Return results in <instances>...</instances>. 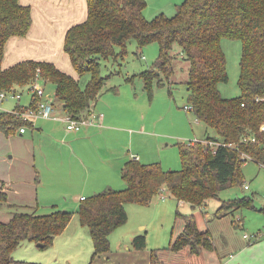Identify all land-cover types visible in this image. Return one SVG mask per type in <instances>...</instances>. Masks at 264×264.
I'll return each instance as SVG.
<instances>
[{"label":"trees","instance_id":"obj_1","mask_svg":"<svg viewBox=\"0 0 264 264\" xmlns=\"http://www.w3.org/2000/svg\"><path fill=\"white\" fill-rule=\"evenodd\" d=\"M86 1V18L68 28L63 44L78 74H90L81 87L78 79L48 60L26 59L7 67L2 65L6 42L12 36L27 34L32 15L29 4L0 0V92L30 85L39 73L43 82L54 84V103L73 117L85 116L108 77L100 72L101 59L124 52L130 39L139 47L156 41L159 52L155 62L138 73L145 92L152 98L154 86L167 85L171 93L169 78L178 45L177 54L189 62L187 102L206 127L203 139L177 142L179 169L165 170L158 161L131 158L120 170L124 188L107 186L81 198L77 212L92 240L88 264H93L96 257L110 252L111 231L128 218L126 203L148 204L164 189L191 208L201 207L219 190L240 181L241 165L247 158L264 162V0H183L176 5L174 15L161 12L151 19L143 14L145 0ZM222 38L238 39L242 45L237 79L240 93L230 97L223 96L218 87L219 82L228 79ZM116 46L120 47L118 53ZM37 99L34 96L29 106H34ZM22 107L25 106L17 104L11 111L0 110V131L10 134L21 125L30 124L15 112ZM5 200L6 194L0 190V202ZM249 203L247 198L237 199L226 201L221 207L231 210ZM10 206V218L0 219V264H41L15 258L13 250L23 240L49 246L73 212L53 206L47 213H37L32 207ZM259 209L264 213V203ZM177 214L182 215L184 225L167 248H186L191 255L204 254L208 258L205 253L217 250L209 230L198 227L193 213ZM219 214L223 215V209ZM131 243L134 249H144L145 234L134 235ZM160 249L150 250L149 264H167Z\"/></svg>","mask_w":264,"mask_h":264},{"label":"crops","instance_id":"obj_2","mask_svg":"<svg viewBox=\"0 0 264 264\" xmlns=\"http://www.w3.org/2000/svg\"><path fill=\"white\" fill-rule=\"evenodd\" d=\"M19 1L31 6L32 24L25 36L8 39L2 65L7 67L26 59L48 60L80 80L84 74H78L63 44L68 28L86 18L87 1ZM87 77L84 86L90 78ZM128 77L117 82L111 79L107 81L106 88L84 114L89 121L77 130L67 129L60 118L37 117L24 132L16 130L4 134L0 131V141L7 139L8 151H11L10 161L5 165L3 162L4 166L0 168V190L6 194V200L2 202L9 206L34 207L64 196L67 202L70 200L74 205H79L81 196H90L107 186L124 188L120 170L124 162L133 156L142 162H153L143 161L146 160L144 140L150 138L155 146L160 147L161 138H188L189 134L183 133L186 121L182 114V110L187 109L176 105L165 86H154L153 96L148 98L149 104L145 108L135 107L132 111L124 108L128 101L135 100L139 93L143 95L145 92L143 82L137 81L141 86L138 92L135 85L137 77L131 80ZM158 96L161 97L162 108L153 109ZM48 97L55 107L54 115L63 118L65 110L54 103L53 95L49 94ZM160 124H164V128ZM131 125L139 126V129H132ZM177 128H180V134L170 132V129ZM134 140L137 144H134ZM69 196L71 199L67 200ZM10 210L12 213L13 208ZM134 235L135 232L129 233L124 241V264H149V252L132 247ZM260 242L234 246L228 254L217 255L218 251L215 250L208 258L204 254L198 257L202 264H264V246ZM100 256L93 260V264L108 263L109 253Z\"/></svg>","mask_w":264,"mask_h":264},{"label":"rangeland","instance_id":"obj_3","mask_svg":"<svg viewBox=\"0 0 264 264\" xmlns=\"http://www.w3.org/2000/svg\"><path fill=\"white\" fill-rule=\"evenodd\" d=\"M145 1L146 5L143 9V14L147 19H151L161 12L168 16L174 15L176 5L183 0ZM221 45L226 55L228 79L227 81L219 82L218 87L223 96H235L240 93L237 79L239 75L241 41L238 39L222 38ZM119 48V46H116L117 53L119 52ZM174 51V68L169 78L172 81L170 84L171 93L169 94H172L176 105L184 108L185 105H188L186 80L188 78L189 62L177 54L179 51L178 45H175ZM158 52L159 45L156 41L139 47L134 39H130L124 52L116 56L101 59L100 72L102 75H108L103 89L106 88V83L110 79L112 82H117L126 76H134L137 77L135 85L138 92H140L139 87L141 88V86H139L137 81H140L142 84V79L138 73L153 65ZM160 75L164 77L162 72H160ZM87 76H90V74L84 73L81 78L82 80H79L80 86H84V80H86ZM37 82L41 86H44L45 95H54V84L52 82L43 83L42 80H38ZM28 87V85L17 87L15 91L21 93L20 98L14 97L12 91L8 93L6 97L0 100V109L11 111L17 104L25 105L27 103L26 105H29L32 101V93ZM141 96L143 98L142 101ZM148 98L146 92H143V95L139 93L137 98L128 101L127 106L125 105L124 108H127L128 111H132L135 107L136 109L145 108ZM153 106V109L162 108L161 97H156ZM182 114L186 121L183 133L189 134L188 138H161L162 144L160 147L155 146V143L150 138L144 140L143 150L146 153V160L142 159L143 161H158L165 170L179 169L181 167L177 142H188L189 139H203L206 132L205 123L197 119L190 109H183ZM160 125L163 128L165 126L164 124ZM134 126L131 125L130 128L139 129V126H135L136 128ZM180 131V128L170 129V132L179 134ZM208 132L212 135L214 134L211 128L208 129ZM4 137L2 136V138ZM3 140V142L0 141V168L10 161L9 155L11 153L10 150L8 151L9 143L7 139ZM134 144H137L135 140ZM3 162L4 165H2ZM244 184H247L248 188H244ZM245 198L250 200V203L247 205L232 206L234 208L231 210L230 207H221L226 201ZM69 199H71L70 196L67 200ZM263 203L264 166L260 162L250 158H247L241 165L240 181H234L231 185L219 190L217 196L209 198L204 206L191 208L187 202H177V199L170 196L164 189L160 194L155 195L148 204L128 202L125 204L128 215L127 220L122 225L113 229L109 235L110 252L107 264H110V262L113 264H124L122 258V252L125 251L123 248L124 241L131 232L145 234L146 247L144 250L150 252L151 249L161 248V256L167 264H202L200 258L196 255H191L186 248L182 251H172L167 248L171 238L178 235L184 225L182 215L177 214V212L181 214L193 213L198 227L202 230H209L218 248L217 255L228 254L234 246H244L257 241H261L260 245L264 246V213L259 209ZM52 206L61 209L65 208L74 212L67 227L55 235L52 243L47 247H40L33 241L23 240L13 250V256L18 259L40 262L41 264H87L90 260L93 247L87 226L80 222L77 212L79 205H74L70 200L67 202L66 197L62 196L57 197L55 201L38 203L32 208L36 207L37 213H47L53 209ZM26 207L31 208V206ZM11 208L12 206L2 202L0 204V218L8 219ZM221 209H223V215H218ZM244 234L248 238L244 237ZM205 255L208 256L209 253H205ZM98 258L96 257L95 260ZM100 258L102 259L103 257L100 256Z\"/></svg>","mask_w":264,"mask_h":264},{"label":"built area","instance_id":"obj_4","mask_svg":"<svg viewBox=\"0 0 264 264\" xmlns=\"http://www.w3.org/2000/svg\"><path fill=\"white\" fill-rule=\"evenodd\" d=\"M38 80L40 79L39 73L36 74L34 81L28 85V89L32 93V98L37 97L38 99L36 100V103L34 106H29L26 105L25 107H22V109H16L15 112L22 118L23 121L25 122H31L33 119L37 117L41 118H60L64 120L66 124L67 129H79L82 124L88 122V118L85 116H80V117H73L69 112L65 111L62 117H58L54 115V110L55 107L54 105L50 102V97L48 95L44 94V87L38 84ZM8 93H11V91H1L0 92V100L3 99L8 95ZM12 95L14 97L20 98L21 93L12 91ZM185 108L191 109V105H185ZM1 110V109H0ZM27 124H23L18 128L19 132H24L26 129ZM261 128L264 129V124L261 125ZM252 140L255 139V137H251ZM192 141V140H190ZM212 143V142H211ZM135 159H137V156H133ZM262 166H264V162L260 163ZM244 188H248L247 184H244ZM84 196H81L83 198ZM244 237L248 236L246 234L243 235Z\"/></svg>","mask_w":264,"mask_h":264},{"label":"water","instance_id":"obj_5","mask_svg":"<svg viewBox=\"0 0 264 264\" xmlns=\"http://www.w3.org/2000/svg\"><path fill=\"white\" fill-rule=\"evenodd\" d=\"M36 244H37L38 246H41V243H40V242H37Z\"/></svg>","mask_w":264,"mask_h":264}]
</instances>
